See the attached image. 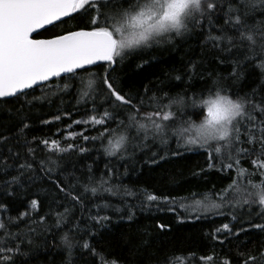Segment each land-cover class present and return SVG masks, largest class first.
<instances>
[{
  "label": "snow or ice",
  "instance_id": "1",
  "mask_svg": "<svg viewBox=\"0 0 264 264\" xmlns=\"http://www.w3.org/2000/svg\"><path fill=\"white\" fill-rule=\"evenodd\" d=\"M77 16L86 20L82 27L51 39L33 37L47 25L66 23ZM192 37L203 42L206 57L210 55L218 65H231L226 76L221 77L215 69L197 72L198 65L189 60L173 77L184 88L175 96L160 84L131 90L118 83L119 70L126 60L142 61L136 64L142 68L154 48L165 44L175 48L177 38L185 41ZM249 65L260 70V87L241 95L239 89L230 92L222 85V81L242 83ZM97 67L99 72L93 70ZM196 78L211 80L237 103L212 101L215 91L211 88L192 92ZM37 88L48 91L32 95L16 109L18 120L0 125V264H32L42 253L52 255V249L62 257L61 264H118L107 260L96 247L111 216L93 213L86 203L89 194H114L112 181L114 177L119 179L115 166H106L99 178L90 164L81 169L73 166L71 172L67 167L57 172L61 167L58 160L73 153L85 157L91 149L25 136L30 124L23 108L42 104L51 95L62 100L61 94L75 92L76 104L92 114L88 120L73 123L102 129L97 136L79 135L85 143L103 144L107 140L103 152L108 157L126 163L134 160L135 153L124 155L130 144L145 155L146 149L156 145L157 151L149 157L153 163L160 150L181 155L196 149L207 155V170H235L237 177L218 193L204 194L202 200L196 199L195 193L180 198L178 208L194 219H202L209 212L223 215L220 210L227 208V214L236 220L238 209L247 206L251 214L253 205H258L259 214L264 216V180L244 184L240 179L246 174L240 167L242 158L255 157L251 159L253 173L248 175H264V0H0V106L10 103L9 98L31 95L27 90ZM205 91L209 99H200ZM257 113L262 117L259 120ZM201 116L203 122L197 124ZM60 118L55 116L56 120ZM133 129L135 135H131ZM76 135L69 133L65 140H74ZM38 151L49 155L38 158ZM53 155L58 160L52 159ZM40 180L51 187L38 190ZM124 191L134 195L128 189ZM144 195L148 202L160 199L146 190ZM189 199L193 203H186ZM164 202L173 205L170 211H177L175 197H164ZM114 210L121 211L119 207ZM133 216L129 209L128 219ZM253 226L264 231V224ZM158 227L165 230L163 224ZM221 231L239 237L246 229L234 232L229 224H223L216 233ZM41 236L43 248L34 243ZM212 238L218 237L212 234ZM239 255L241 264H264V251ZM206 260L214 262L212 256ZM220 264L232 261L224 258Z\"/></svg>",
  "mask_w": 264,
  "mask_h": 264
},
{
  "label": "trees",
  "instance_id": "2",
  "mask_svg": "<svg viewBox=\"0 0 264 264\" xmlns=\"http://www.w3.org/2000/svg\"><path fill=\"white\" fill-rule=\"evenodd\" d=\"M85 23V19L77 16L75 19H68L66 23L58 22L35 37L49 38L64 34L68 30L82 27ZM176 44L175 48L167 44L154 48L150 61L144 63L142 68L136 67V64L142 61L134 58L126 60L119 70L118 83L125 89L131 90L142 89L145 85L160 84L169 95L175 96L183 92L184 88L173 77L180 74L179 70H182L189 60H193L198 65L197 72L215 69L221 77H224L231 70L230 64L218 65L210 55L206 57L207 49L197 37L185 41L177 38ZM93 70L99 72L100 68ZM260 81V70L249 65L242 83L233 84L230 81H222V85L228 87L230 92L239 89L240 94L244 95L250 93L254 87H260ZM86 84L85 79V87ZM205 88H211L214 92L216 85H213L211 80L196 78L191 91L200 92ZM27 91L31 95L20 96L19 99L9 98L10 103L0 106V125L18 120L16 109H19L26 101H30L32 95L39 96L46 93L48 89L37 88ZM61 95L62 100L56 95H51L49 100L42 104L34 107L28 105L23 108V114L30 124V127L25 130V136L29 140H58L65 145L74 143L91 149L85 157L73 153L66 156L64 160H58V157L53 155L52 159H57L61 165L59 169H56L57 172H62L64 167L71 172L73 166L81 169L90 164L96 177L99 178L106 166H115L117 169L119 179L114 177L112 181L114 194L104 192L96 197H91L89 194V201H86L93 213L100 211L101 215L111 216L107 227L98 236L99 243L96 244L107 260H116L118 264H161L165 260L169 261V264H210L206 258L212 256L214 258L212 264H220L224 258L231 260L232 264H241L239 253L242 252L244 256H248L259 255L260 251H264V231L253 226L264 224V216L259 214L258 205L252 206L251 214L247 206L238 209L239 214L236 220H232L231 215L227 214L229 212L227 208L220 210L225 213L223 215L220 212H209L204 218L198 220L178 208L181 197L195 193V198L202 200L204 194H212L213 191L218 193L220 189L230 184L231 179L237 177L235 170L228 173L207 170L209 163L207 155L202 150L196 149L185 151L181 155L160 150L155 158L156 162L153 163L149 157L152 151H157L156 145H151L150 150L146 149L148 154L145 155L139 148H134L130 144L124 155L128 157L135 153L134 160L126 163L118 157H108L103 152L107 140L103 141V144L100 141L85 143L79 135L82 133L90 137L97 136L102 130L99 126L73 123L75 120H88L92 113L86 114L85 106L76 104L75 92ZM207 95L208 92L205 91L199 98L204 99ZM87 107L90 108L91 104ZM9 110H12L11 113ZM195 111H203V109ZM56 115H60L61 118L56 120ZM256 116L258 120L262 118L259 113ZM202 118L201 116L200 119ZM43 120H48L50 123L44 124ZM69 133L77 134L74 140H65ZM131 135H135L134 129ZM171 147L174 149L175 144L173 143ZM244 147L248 145L245 144ZM48 155L47 151L37 152L38 158H46ZM254 158H242L240 161V167L246 170V174L240 177L244 184L260 183L264 180V175L258 172L248 175L253 173L251 159ZM76 175L80 176L81 173L77 171ZM50 187L46 180L38 181V190ZM124 189L130 190L134 195H127ZM145 190L149 194L157 195L160 199L148 202L144 195ZM41 196H43L42 191ZM164 197L176 198L177 211L169 210L173 205L165 203ZM186 203L191 204L193 201L189 199ZM105 204L111 207L103 208ZM97 205L101 207L97 208ZM117 207L121 209L120 212L114 210ZM129 209L134 213L131 220L128 219ZM12 214L15 215V209ZM161 224L165 225V230L158 227ZM223 224H229L234 232H239L241 228L246 231L240 232L239 237L224 231L216 233V229L221 228ZM21 229H24L23 225ZM212 234H216L218 238L213 239ZM220 241L223 243L221 244ZM34 243L43 248L44 237L36 238ZM57 243H59V237H57ZM51 251L52 255L42 253L32 261V264H61L62 257L57 255L54 249Z\"/></svg>",
  "mask_w": 264,
  "mask_h": 264
},
{
  "label": "clouds",
  "instance_id": "3",
  "mask_svg": "<svg viewBox=\"0 0 264 264\" xmlns=\"http://www.w3.org/2000/svg\"><path fill=\"white\" fill-rule=\"evenodd\" d=\"M216 93H218V95ZM204 99H209V97L206 96ZM210 99L218 104H224L226 101H230L233 104L237 103L234 98L227 96L220 86H216L215 92L211 95ZM202 122L203 118L196 123L200 124Z\"/></svg>",
  "mask_w": 264,
  "mask_h": 264
},
{
  "label": "water",
  "instance_id": "4",
  "mask_svg": "<svg viewBox=\"0 0 264 264\" xmlns=\"http://www.w3.org/2000/svg\"><path fill=\"white\" fill-rule=\"evenodd\" d=\"M57 23H58V22H57ZM50 26H52V25H47L44 29H40V30H38V33H40L41 31L45 30L46 28H48V27H50ZM35 35H37V34H33V37H34L35 39H51V38L55 37V36H53V37H49V38H36Z\"/></svg>",
  "mask_w": 264,
  "mask_h": 264
}]
</instances>
